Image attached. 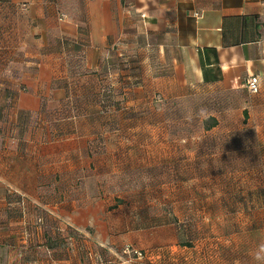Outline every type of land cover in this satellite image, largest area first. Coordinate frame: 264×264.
I'll list each match as a JSON object with an SVG mask.
<instances>
[{
  "label": "crops",
  "instance_id": "crops-1",
  "mask_svg": "<svg viewBox=\"0 0 264 264\" xmlns=\"http://www.w3.org/2000/svg\"><path fill=\"white\" fill-rule=\"evenodd\" d=\"M0 8L9 39L18 34L25 49L31 39L41 40L36 64L38 75L47 74L50 92L71 99L72 71L77 77L91 72L108 84V93L96 94L97 110L86 113L99 116L97 134L76 122L81 113L71 117L74 125L54 130L20 126V111L42 113L36 102L29 105V70L15 68L10 82L20 97L9 127L0 131V264H98L90 252L104 256V264H117L110 251L120 249L125 237L134 238L149 264H196V250L180 245L173 224L158 226L154 213L136 212L132 204L140 220L131 225L117 194L121 179L136 177L139 169L149 175L151 168L172 164L178 173L194 172L195 163L174 160L179 149L170 145L177 138L171 127L184 124L190 132L192 119L184 110L196 102L212 107L215 100L227 106L243 96L250 75L260 79L252 102L264 119V0H0ZM9 51L11 64L18 65L17 52ZM115 99L121 102L113 104ZM153 143L160 150L142 146ZM194 150L186 151L194 156ZM150 158L149 166L137 164ZM106 179L116 181L112 192ZM210 213L206 220L219 219ZM251 238L247 234V257L256 258ZM234 243L231 264H241L238 235Z\"/></svg>",
  "mask_w": 264,
  "mask_h": 264
},
{
  "label": "rangeland",
  "instance_id": "rangeland-1",
  "mask_svg": "<svg viewBox=\"0 0 264 264\" xmlns=\"http://www.w3.org/2000/svg\"><path fill=\"white\" fill-rule=\"evenodd\" d=\"M4 16L6 11L1 10L0 18ZM0 29L2 39L0 41V116H2L0 131L10 125L8 120L13 111L12 107L5 103L3 94L9 88L17 89L13 86L15 83L10 82V78L14 75L15 68L19 67L20 72L23 71V73L24 69H28V74L33 77L28 78L30 85L26 94H29L27 97L30 101L29 105L36 102V105H40L38 109L42 113L34 117L30 125L38 127L40 124V128L49 126L54 130L55 126L74 125L75 122L71 117L81 113L80 117L83 119L76 122L84 124L88 132L91 130L97 134L101 122L95 119L99 116L88 117L86 113L92 114L94 110H97L99 101L96 94L99 91L108 93V84H99L91 72L88 74L79 72L81 77L76 75L72 77L71 99H63L61 92L49 91V87L44 82L47 80L45 72L38 75L39 69L36 62L41 61L42 58L41 40L31 39V43L25 49L24 40L18 38V34H16L17 40L11 34L9 39L11 30L9 31L7 24L1 25ZM9 48L12 54L17 52L18 65L11 64ZM78 95L80 98L77 97ZM252 99V94L244 89L242 97L230 99V104L222 107L224 111L218 106V100L212 102V107H205L203 102H196L188 110H184L183 115L192 119V129L189 132V126L184 124L171 127L170 132L176 134L177 138L170 145L173 149H179L178 157L174 160L178 159V162L188 165L195 163L194 172L178 173V168L170 164L172 168H149V172L151 171L149 175L140 174L139 169L136 177L122 178L121 191L117 194L120 199H117V202L126 209L121 213L125 220L137 226L136 223L140 219L132 215L133 204L136 212L139 209L147 214L154 213L153 222L156 225L173 224L175 233L180 237V245L185 244L196 250L192 251V259L197 260L196 264H231L235 255L233 256L230 248L232 244L235 245L237 235L240 247L243 245L244 248L241 250V264H264V147L262 146L264 145V119H261L259 115L258 117V113H254ZM118 102L115 99L112 103L118 104ZM105 105L107 106L108 103H104L102 107ZM246 110L247 117L244 115ZM211 113L220 118L221 122L217 123L213 130H206L213 124ZM166 130H169V126ZM191 133L194 136L193 141L190 139ZM142 134L140 130L139 135ZM142 146L144 148L149 146L148 152L160 150L157 143ZM143 147L139 148L135 145V148L141 151H144ZM193 148L195 155H188L186 150L191 152ZM152 162L151 158L150 161L139 159L137 164L146 167ZM196 179L200 183L190 185V182ZM106 182L111 191L109 185L116 181L106 179ZM181 182L188 183V187L179 190L178 185ZM195 196L201 197L200 203L195 204L192 201ZM198 209L205 210V214H198ZM209 213L210 215L215 213L219 219L206 220ZM156 214H159V217H155ZM119 231H122V228ZM247 234L252 235L253 248L250 252L255 253L256 258L247 257L249 252L246 250ZM121 243L120 249L115 248L113 252L109 250L116 257L117 264L141 262L149 264L145 256L137 259L133 253H124L127 246L139 250L134 245L133 237H125ZM94 253H89L92 254V259L98 264L101 262L104 264L105 257L101 258ZM178 254L182 256L183 253Z\"/></svg>",
  "mask_w": 264,
  "mask_h": 264
},
{
  "label": "trees",
  "instance_id": "trees-1",
  "mask_svg": "<svg viewBox=\"0 0 264 264\" xmlns=\"http://www.w3.org/2000/svg\"><path fill=\"white\" fill-rule=\"evenodd\" d=\"M1 10L2 9L0 8V12H1ZM1 25H3V24H1ZM1 25H0V27H1ZM0 31H1V29H0ZM15 40H17V39L15 38ZM10 59H12V58H10ZM13 60H14V57H13ZM73 75H75V73L72 71L71 77H73ZM7 84H9V83L7 82ZM3 95H4L5 103H7V105L10 106V108L12 107L11 109H12V111L14 113V111H15V109L17 107L18 99L20 97L19 92L17 91V89L16 90H11L9 88V89H7V91ZM109 100H110L109 97H105V101H109ZM244 115H245V117H247V115H248L247 111L244 112ZM1 117L2 116H0V119H1ZM34 117H37V116H35V115L33 116L32 113H28V112H25V111H20V116H19V122L18 123L20 124V126H28V125L31 124V120ZM212 119H213V124L211 126H208V128H206V130H209V129H212L213 127H216L217 120L215 118H212Z\"/></svg>",
  "mask_w": 264,
  "mask_h": 264
},
{
  "label": "built area",
  "instance_id": "built-area-1",
  "mask_svg": "<svg viewBox=\"0 0 264 264\" xmlns=\"http://www.w3.org/2000/svg\"><path fill=\"white\" fill-rule=\"evenodd\" d=\"M189 14L190 13H188V15ZM194 15L198 16L197 14H194ZM245 87L247 88L249 94H253V95L259 94L261 91L259 77L257 75H250V77L246 81ZM124 253H127V254L133 253L134 257H136L137 259L138 258L141 259L144 256L145 257L147 256L145 253H143L140 250L138 251L134 250V248L131 246H127Z\"/></svg>",
  "mask_w": 264,
  "mask_h": 264
}]
</instances>
